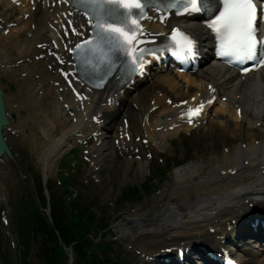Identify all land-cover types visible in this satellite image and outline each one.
<instances>
[{"label":"bare ground","instance_id":"obj_1","mask_svg":"<svg viewBox=\"0 0 264 264\" xmlns=\"http://www.w3.org/2000/svg\"><path fill=\"white\" fill-rule=\"evenodd\" d=\"M30 13L29 21L36 19V30L31 31L34 35L33 38H27L25 42H21L25 46L26 52L38 50L35 47L37 43H44L55 38L53 36L48 37L49 30L46 21L52 16L49 8L44 9L39 6L37 16L32 12ZM188 26L196 33L202 29L197 23L193 22L188 23ZM14 46L18 52V45L15 43ZM39 62H44L47 66L52 65L50 59L39 60ZM25 69L27 71V68ZM202 70L195 76L179 75L178 78L182 79L187 84V87L196 89L197 92L204 91L202 94H205L207 85L209 84H220L225 88L224 96L229 94L231 99L226 103L217 105L216 114L220 119L225 117L229 119L224 127V132L226 133L225 137H230V140L218 144V147H222L223 153L217 147H214L213 151L207 155L204 154L193 166H188L177 171L175 173L172 194L167 198V202L160 210L149 214L137 215L130 220V223L136 229H139L137 231L138 234L144 232V236L140 235L137 243L143 238L154 240V242H157L156 245L158 247L166 246L167 244L171 245L175 241H188L189 244H192L196 239L200 238V234L204 232L205 226L209 224V221L213 217H217L219 213L222 214L220 219L221 225L225 228L229 225L231 226L232 220L235 219L241 210L240 204L246 188L253 190L250 196H264V193L256 188L257 186L264 185V173H258V168L264 162V106L251 104V102L256 103V96L259 94L261 86L257 87V81L240 82L239 78L233 75V72H227L224 68L210 64H206ZM14 72L16 73V70ZM40 80L31 82V89L40 90L42 87L39 85ZM162 81L171 87L172 90H175L174 94L177 97H180L178 93L176 94V90H179L181 85L176 79L164 76ZM250 84H253V86ZM43 90L48 98H51L50 93L54 94L53 88L45 87ZM238 95L241 96V100L237 99ZM134 98L136 102L144 100L143 96ZM45 101L46 99L43 98L42 100H37V103L41 106ZM45 105L48 104L45 103ZM238 108H242L243 110L244 123L239 121L236 112ZM29 109L33 112V106H29ZM47 114L51 117V123H49L48 128H38L33 135L36 148L43 150L41 157L45 165H48L61 151L62 146L66 145L65 140L70 142L69 135H71L72 128L74 129L76 126L75 124L56 122L50 112ZM126 114H131V127L134 128L137 134L144 133V130H149L147 126L150 119H148V116L142 118L141 114L132 108V104ZM257 115L263 125V130L259 133L263 134L262 136L257 135L258 131L255 127ZM32 119L36 120V116ZM233 123L235 124L233 125ZM213 124L216 123H210L205 133L198 136V142L202 141L200 142L202 146L198 147L199 150L205 148L206 145L209 146L210 141L212 144L214 139L216 141L220 139L222 132H219L216 127L213 129ZM58 127H62V130L58 132L60 136L58 139H53L50 135L57 133ZM64 127L67 128L63 130ZM38 132L45 133L48 139H40L37 136ZM178 133L179 131L177 130L175 133H168L164 137L165 139H169L173 134L178 135ZM161 135L162 133H151L150 139L158 142ZM253 139H261V144L255 146ZM245 143L247 147L244 149L241 147V144ZM105 150L109 151L111 155H116L114 149H111L109 145L106 146ZM212 152L217 155L212 154ZM213 160L215 161L212 162ZM245 161H249L250 164L241 167ZM147 167L148 164L143 162L124 160L122 169L125 177L132 176L133 178H137L138 175L144 174V170ZM231 169L238 170L236 176L230 179L222 177L221 171ZM198 174L199 180L190 184ZM191 190H193V194ZM183 194L186 195L185 198H181ZM175 195H178V198H173ZM174 200L176 202L172 205ZM130 237L132 238V236ZM241 261L244 264H264V260H259L255 254H252L249 259L241 256Z\"/></svg>","mask_w":264,"mask_h":264},{"label":"rangeland","instance_id":"obj_2","mask_svg":"<svg viewBox=\"0 0 264 264\" xmlns=\"http://www.w3.org/2000/svg\"><path fill=\"white\" fill-rule=\"evenodd\" d=\"M182 97H185L182 96ZM181 97V98H182ZM196 139V140H195ZM214 141H216L214 139ZM210 143V142H209ZM197 138L192 137L190 139H186L183 143L174 142L175 148L169 147L166 151V164L163 167H151L150 170H145L144 174L138 175L137 179L133 178L132 176L125 177L122 170V164L120 161H116L113 158L109 157L110 161L104 163L105 168L102 174V181L100 183H96L93 180L89 179L87 176L88 171L83 169L82 165H79V158L77 155L75 156V162L78 166L77 175L80 177L79 180L83 182L85 185L77 186L76 192L83 201H91L94 205V209L100 211L105 214V217L108 222H111V226L113 227L114 231L117 232L116 238L120 241L125 242L126 245L132 246L129 239L126 237L129 231H127L124 225L129 219L135 215L141 214H149L153 211L160 210L161 206L165 203V199L171 195L172 188H173V178L175 170L179 167H187L189 165H193L197 163L198 159L202 157V155L206 154L207 152L213 151L214 147L220 150L218 144H209V148H202L197 150ZM198 147H201L202 144L198 143ZM187 145H190L189 150ZM192 145V146H191ZM186 149V151H185ZM28 155L31 156L29 167L22 164V171L26 169V173L37 172L40 173L42 176L47 175L50 183H55L57 174L60 173V162L62 158V154L58 155V157L52 163V166L46 167L43 166L39 159L38 155L36 154L35 150L33 151L32 148H26ZM199 151V152H198ZM196 152L198 156H196ZM27 155V156H28ZM186 157V160L184 158ZM63 162V161H62ZM64 163V162H63ZM64 171H67L65 169ZM89 180V181H88ZM146 181H151L153 188L150 192H147V198L144 201L133 202L134 200H130L128 202H121L120 195L121 191L126 189L128 186L136 185L137 187H141L142 184ZM56 189V188H55ZM157 190H161L158 192ZM22 192L23 195H21ZM11 193V191H10ZM9 193V195H10ZM26 199L28 196H31L36 199V195L34 189L32 187V178L30 177L26 182H22L20 187L17 191L13 194L12 201L14 206L23 211L26 209V205L24 202V198ZM23 196V199H22ZM9 198V196H8ZM6 202V201H5ZM115 204L116 209L112 206ZM142 204V205H141ZM13 206V207H14ZM13 207L6 206L5 203L0 202V209H7L10 210L12 215ZM11 220L10 228H4L1 220H0V238L4 242L5 246L7 247L8 253L11 257H13V261L17 264H43L42 260L40 259L39 253V246L43 241L42 235L39 234L30 244H29V253L26 259L20 257L21 255V242L20 238L18 239V233L15 229V223L13 221V217H10L9 221ZM15 230V232H14ZM11 232V235H10ZM125 240H124V239ZM110 239V237H109ZM15 244V245H13ZM145 245V243H143ZM131 250L133 253L131 258L132 261L137 262L135 255L140 251L135 249H128Z\"/></svg>","mask_w":264,"mask_h":264},{"label":"snow or ice","instance_id":"obj_3","mask_svg":"<svg viewBox=\"0 0 264 264\" xmlns=\"http://www.w3.org/2000/svg\"><path fill=\"white\" fill-rule=\"evenodd\" d=\"M88 2L95 11V27L101 30L100 41L114 40L117 47L123 48L126 53L132 55L134 69L143 72V65L146 63L145 53H154L136 47V44L139 43L137 33L142 30L138 20L129 12L122 23L109 22V17L113 13L111 10L106 11L109 5H115L117 8L139 9L143 13L145 8L143 0H88ZM261 2L264 3V0ZM166 7L188 13L202 10L211 12L213 8L211 0H167ZM129 20L132 25H135V28L129 27L126 30L124 25L128 24ZM207 23L220 41L219 54L222 57L238 62L252 60L257 68L264 66V34L259 31L260 18L255 0H223V10L214 15ZM171 40L175 49L174 55L178 53H184L187 56L195 55L196 41L190 34L179 28H174L171 31ZM87 45H92V41H88ZM76 47L80 48L81 45L78 44ZM85 50L89 49L86 47ZM92 50L103 51L100 43L94 45ZM243 70L251 71L250 68ZM190 111L198 113L199 109Z\"/></svg>","mask_w":264,"mask_h":264},{"label":"trees","instance_id":"obj_4","mask_svg":"<svg viewBox=\"0 0 264 264\" xmlns=\"http://www.w3.org/2000/svg\"><path fill=\"white\" fill-rule=\"evenodd\" d=\"M73 202L66 204L57 201L52 204L54 227L59 232L61 240L67 245L75 243L76 264H107L104 261L106 258L103 260L98 257L99 254L90 239V235L96 229V214L89 207H79ZM45 232L48 233L47 227ZM49 235L53 248L44 251L43 256L48 257L47 264H55L56 260L49 256L50 253L60 255L59 239L52 230Z\"/></svg>","mask_w":264,"mask_h":264}]
</instances>
